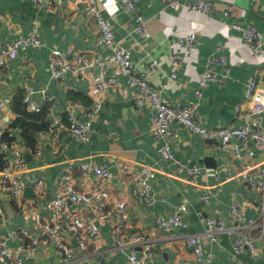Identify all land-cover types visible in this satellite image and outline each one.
<instances>
[{"label": "crops", "instance_id": "obj_1", "mask_svg": "<svg viewBox=\"0 0 264 264\" xmlns=\"http://www.w3.org/2000/svg\"><path fill=\"white\" fill-rule=\"evenodd\" d=\"M212 1L215 7L207 16L186 8L167 9L161 0H139L138 10L148 21L149 38L134 31L136 19L123 10L118 0H99V6L103 16L113 24L116 40L129 49L131 58L139 63V72L149 74L151 85L165 102L175 107L196 106L199 117L208 127L235 126L243 123L236 115V107L246 102L249 80L256 77L259 88L264 89V0ZM234 24L257 28L262 35L261 48L255 51L246 46L242 33L231 27ZM97 32L96 24L85 16L83 6L74 2L56 0L51 7L40 9L32 0H0L1 45L34 33H38L42 41L40 47L22 48L17 59L0 67V99L7 105L0 108L4 146L0 147V186L2 170L8 160L16 156L27 165L22 172L27 184L22 197L10 199L0 189V238L12 249L27 245L30 240L23 238V231H29L32 236L38 234L39 228L50 218V202L67 178L73 179L81 190L97 188L93 178H83L79 164L84 162L111 168L114 180L102 192L111 194V200L127 199L132 218L128 233H138L153 245L155 255L147 264H197L184 244V236L202 234L210 217L224 219L230 228L227 233L202 238L204 250L212 257L211 264H263V201L241 177L248 166L254 167L257 175L264 167L263 149L255 141L240 143L241 157H238L234 149L219 151L214 141L190 134L177 122L172 123L170 136L157 138L151 126L152 110L138 104L136 87L130 86L128 79L120 74H115L117 85L107 91L101 116L92 125L91 141L82 143L70 134L67 109L73 103L79 105L78 117L86 120L81 114L92 108L91 91L98 71L91 68L86 74H70L64 81L56 82L50 71L51 53L74 48L88 57L96 52L107 57V50L96 48ZM191 34L198 35L200 44L193 51H187L178 40ZM176 53L184 60L176 78H172L169 58ZM213 56L227 59L228 71L221 66L214 67L224 83H209L198 98L200 77ZM152 61H157L159 67L150 73L148 64ZM29 90L34 102L45 111L37 124L47 125L46 129L36 132L33 145L22 139L24 121L14 107L19 96L24 104ZM25 111L30 115L38 114L27 108ZM53 117L61 123L56 140L44 136ZM257 118L264 132V112ZM18 121L21 125L13 132L16 140L9 145L2 140V135ZM165 143L173 150V160H163L160 155L159 149ZM250 152L254 153L252 157H249ZM177 162L201 169L196 184L188 180L185 171H178ZM143 166L151 167L154 172L151 184L155 203L152 206L139 204L133 196L135 190L141 191L134 181ZM37 182L45 183L39 198L35 189ZM206 193L213 194L208 203L201 201ZM236 202L243 203L246 215L257 223L252 233L258 239L256 256L237 255L234 251L237 235L231 210ZM76 212L97 226L101 237L97 245L83 249L67 234L74 252L68 264H130V253L117 249L114 221L100 223L92 209H82L69 202V215ZM175 214L183 217L188 225L186 230L157 228L159 217L169 218ZM136 252L142 257L143 247L136 248ZM23 254L25 264H64L48 241L41 243L35 255ZM0 264L6 263L0 259Z\"/></svg>", "mask_w": 264, "mask_h": 264}, {"label": "built area", "instance_id": "obj_2", "mask_svg": "<svg viewBox=\"0 0 264 264\" xmlns=\"http://www.w3.org/2000/svg\"><path fill=\"white\" fill-rule=\"evenodd\" d=\"M56 0H32L37 8L51 7ZM83 6L85 16L92 20L98 29L95 39L97 49H104L109 52L107 57H103L99 52L93 57L83 55L80 51L69 48L67 50H54L50 57V71L54 81L62 82L72 75L86 74L91 68L98 71L97 77L93 81L91 91L92 108L89 112L82 113L86 120L78 117L77 107L73 103L67 109L68 130L70 134L79 142L89 143L92 137V125L101 116L105 97L109 89L117 85L115 74H120L128 79V84L137 89V102L139 105H147L152 110L151 126L155 137L163 138L172 134L171 125L177 122L184 126L190 134L198 136L208 141H214L215 147L219 151L234 149L238 157H241L240 143L253 140L263 149L264 154V132L261 129L257 116L264 112V89L259 88L257 78L252 77L247 84L246 102L236 107V115L243 121L235 126L228 127H208L199 117L197 108L194 105H184L175 107L167 103L161 97L160 92L155 89L149 80V74L139 72V63L131 58L129 49L117 41L114 34V26L109 19L103 16L99 0H67ZM164 7L173 11L182 9L194 10L203 15H210L214 10L212 0H161ZM123 10L136 19L137 25L134 31L142 37L149 38L148 21L138 10L139 0H118ZM228 14V13H227ZM235 31L242 33L244 43L252 50L258 51L262 46V35L254 26L243 27L239 24L231 26ZM178 44L185 47L187 51H193L200 44L197 34L181 37ZM42 41L38 33L28 37H18L12 41L0 44V67H5L7 61L17 59L19 51L25 47H40ZM100 55V56H97ZM183 56L179 53L171 55L169 58L172 78H176L178 70L183 63ZM221 66L227 69V59L224 56H213L208 62V69L202 74L199 80L200 88L197 90V97L201 98L203 90L211 82L224 83V79L219 77L214 67ZM159 67L157 61L148 64L150 73L155 72ZM29 90L24 97V104L29 112L40 113L42 108L38 106L31 97ZM49 101L53 102L52 99ZM7 105L0 99V108ZM61 123L53 117L45 137L56 140ZM237 141L238 144H234ZM0 147H4L1 143ZM163 160H173L175 155L170 144L165 143L159 149ZM38 154H40L38 152ZM254 153L250 152L249 157ZM178 171H185L188 180L196 184L202 171L195 165H183L177 162ZM26 163L22 158L16 157L8 160L2 170L0 189L10 199L22 197L27 188L22 172L26 170ZM80 171L86 180L93 178L95 188L93 191L81 190L74 183L73 179L67 178L61 189L56 193L49 205L50 218L39 228L38 234L33 236L29 231H23V238H28L30 242L21 249H12L8 242L0 238V259L6 264H25L23 253L33 256L37 253L41 243L48 241L54 245L56 253L61 262L68 264L73 260L74 252L69 245L67 234L75 238L79 245L85 249L89 245H97L100 240V230L91 221L83 219L80 213L72 215L68 213V203L77 205L82 209H92L95 218L100 223L114 221L115 237L118 240L117 249L121 252H129L130 264H147L155 255L153 245L138 233H128L132 227L131 213L129 211L127 199L111 200L110 195L102 192L112 185L114 175L109 166H99L91 163H80ZM154 176L153 169L143 166L139 175L134 181L136 188L141 191H134L133 196L139 204L152 206L155 197L152 194L151 180ZM241 177L252 191L260 194L264 207V167L256 174L254 167L248 166ZM45 183L37 182L35 189L37 198L41 197ZM101 188V189H99ZM213 198V194L206 193L201 196V201L208 203ZM234 222L233 229L236 231L234 251L237 255L246 254L251 257L259 252L257 247L258 239L253 236V231L257 227L255 219L245 213V206L241 202H236L231 210ZM264 214V208H263ZM156 226L162 231H172L176 228L186 230L188 225L179 214L169 218L159 217ZM230 231L227 222L222 218H207L206 231L202 234H191L184 236V244L193 254L197 264H211L212 257L202 245V238H212L214 235L224 234ZM143 247V255L139 257L136 248ZM264 264V263H263Z\"/></svg>", "mask_w": 264, "mask_h": 264}, {"label": "trees", "instance_id": "obj_3", "mask_svg": "<svg viewBox=\"0 0 264 264\" xmlns=\"http://www.w3.org/2000/svg\"><path fill=\"white\" fill-rule=\"evenodd\" d=\"M15 110L18 114L22 116L21 120L24 121V124L22 125V139L27 142L28 145H33V141L35 140V134L42 128H47L46 124L38 125L37 123L39 120L43 119V115L45 111H41L38 114H28L25 110L26 107L24 104H22L20 96L16 98L15 104H14ZM25 108V110H24ZM21 125V121H18L15 123V125L12 126V128L6 130L2 135V140L6 142L7 144L11 145L16 138L13 136V132L16 127Z\"/></svg>", "mask_w": 264, "mask_h": 264}]
</instances>
